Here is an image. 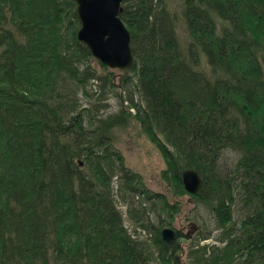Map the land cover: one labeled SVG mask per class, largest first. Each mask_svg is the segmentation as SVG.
I'll use <instances>...</instances> for the list:
<instances>
[{"label": "trees", "instance_id": "16d2710c", "mask_svg": "<svg viewBox=\"0 0 264 264\" xmlns=\"http://www.w3.org/2000/svg\"><path fill=\"white\" fill-rule=\"evenodd\" d=\"M122 2L134 60L119 86L133 84L138 99L125 95L121 112L136 109L161 142L162 177L177 194L183 170L199 173L195 197L221 228L223 244L199 245L189 264H233L241 254L243 264H264V0ZM78 27L74 0H0V264H178L177 242L161 229L179 204L123 167L113 138L120 115L63 106L68 82L97 78ZM227 151L239 154L230 170L221 166ZM235 175L245 202L238 225ZM127 194L160 202L153 248L124 226L117 197L126 203Z\"/></svg>", "mask_w": 264, "mask_h": 264}, {"label": "rangeland", "instance_id": "374dc122", "mask_svg": "<svg viewBox=\"0 0 264 264\" xmlns=\"http://www.w3.org/2000/svg\"><path fill=\"white\" fill-rule=\"evenodd\" d=\"M78 16V15H77ZM79 19V18H78ZM80 27V22H79ZM77 28V31L79 29ZM181 45L186 46V33L181 30L180 32ZM89 60V61H88ZM88 64L97 75V78L87 79L83 85L68 82V85L64 88L67 98L63 101V106L69 107L71 111H78L85 107L87 110V116L90 114L95 117H109L120 115V121L124 122V125H120L114 130V142L115 149L122 157V165L125 169H129L132 172L137 173L143 180L146 188L154 194L165 193L170 202H178L179 212L175 216V221L170 227L178 230L179 234L173 241L177 242L179 247V264H189L193 261L195 255L194 249L199 245L206 243H215L222 245L217 239L221 228H218L217 221L212 209L202 200H197L195 195L190 193L177 194L170 185L163 179V173L167 170V162L162 154L159 145L161 142L155 138L147 129H144L141 122L136 118V109L130 108V115L122 114V108L127 104V101H122V98L131 93L134 99H138V93L133 92L136 90L133 84L125 86L127 89H123L120 85L121 78L126 74L119 69H111L106 65L100 63L96 58H89ZM86 61V62H87ZM115 87L110 84L108 78L112 77ZM137 91V90H136ZM65 94V95H66ZM61 106V104H60ZM116 117V118H117ZM92 122V121H90ZM98 124L96 120L92 122ZM162 138V137H161ZM162 140V139H161ZM239 158L238 152L227 151L224 158L221 161V166L225 170L233 169ZM81 161V159L79 160ZM115 163L112 166L115 168V175L112 178V185L116 189L120 176L117 173V169L121 166V163H117L115 157L113 158ZM83 166V165H81ZM236 178V175L234 176ZM235 178L232 180L234 181ZM235 190V200L233 201V219L237 223L240 222L241 216L244 214L243 207L245 206L244 198L240 191L239 180L236 178V182L232 184ZM128 194L125 196L127 200ZM192 200H189V199ZM117 206L122 211L124 226L128 232L138 240L144 243H149L153 248L152 233L154 228L151 224L156 223L157 214L156 211L162 213L160 210V202H157L155 198H146L144 194H135L132 199H128L126 203H123L121 196L117 197ZM155 199V200H154ZM156 201V206L153 202ZM143 207L147 209V212H143ZM196 222L198 225L197 230L189 236H186L187 226L190 222ZM167 226V225H166ZM207 234L208 239L198 237L199 233ZM236 255L233 264L244 263V256ZM203 261H199L198 264H202ZM193 264H196L193 262Z\"/></svg>", "mask_w": 264, "mask_h": 264}, {"label": "water", "instance_id": "95a60500", "mask_svg": "<svg viewBox=\"0 0 264 264\" xmlns=\"http://www.w3.org/2000/svg\"><path fill=\"white\" fill-rule=\"evenodd\" d=\"M80 21L77 38L84 43L93 57L110 68L126 69L132 65L130 33L119 17L122 0H74ZM80 164L82 162L80 161ZM181 180L186 192L196 194L201 185V177L194 169H185ZM189 200H192L191 198ZM192 221L187 235L197 230ZM161 236L165 241L175 238L172 227H164Z\"/></svg>", "mask_w": 264, "mask_h": 264}, {"label": "bare ground", "instance_id": "6f19581e", "mask_svg": "<svg viewBox=\"0 0 264 264\" xmlns=\"http://www.w3.org/2000/svg\"><path fill=\"white\" fill-rule=\"evenodd\" d=\"M124 1V0H123ZM121 3H123V2H121ZM80 22V21H79ZM131 41V40H130ZM187 193V192H186Z\"/></svg>", "mask_w": 264, "mask_h": 264}]
</instances>
